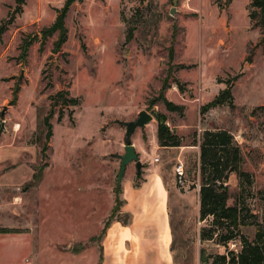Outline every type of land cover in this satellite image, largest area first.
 I'll list each match as a JSON object with an SVG mask.
<instances>
[{
	"label": "rangeland",
	"instance_id": "1",
	"mask_svg": "<svg viewBox=\"0 0 264 264\" xmlns=\"http://www.w3.org/2000/svg\"><path fill=\"white\" fill-rule=\"evenodd\" d=\"M64 1L0 0L1 164L7 172L16 167L10 177L23 181V230L43 232L55 250L96 251L119 205L121 122L145 110L152 120L131 137L143 166L149 165L138 145H149L159 122L183 146L200 143L205 130L231 133L241 152L239 168L249 176L232 172L224 182L227 203L243 209L245 223L230 228L238 236L228 250H240V235L253 241L256 230L264 233V41L256 26L264 13L248 0H75L64 18L66 40L56 48L58 31H43ZM248 11L256 13L252 26ZM227 86L231 102L201 113ZM71 97L77 103L65 105ZM164 98L179 108L169 109ZM177 161L167 164L172 173ZM183 167L182 185L172 176L180 193L174 257L176 264H203L200 249L204 257L227 251L200 240L211 218H199L195 153ZM126 169L135 176L134 162Z\"/></svg>",
	"mask_w": 264,
	"mask_h": 264
},
{
	"label": "crops",
	"instance_id": "2",
	"mask_svg": "<svg viewBox=\"0 0 264 264\" xmlns=\"http://www.w3.org/2000/svg\"><path fill=\"white\" fill-rule=\"evenodd\" d=\"M137 151L141 158H147L145 163L149 166L142 167L137 179L125 169L120 182L119 208L108 221L97 250L91 246L77 252L55 250L38 229L23 230L20 213L23 181L10 177L16 167L7 172L1 164L4 153L0 151V264H176L173 212L180 193L167 164L171 158L185 164L192 153L199 160V143L159 146L154 132L149 145L140 143ZM159 151L165 155L164 159L157 154ZM156 155L161 161L152 163ZM8 191L10 198L6 195Z\"/></svg>",
	"mask_w": 264,
	"mask_h": 264
},
{
	"label": "trees",
	"instance_id": "3",
	"mask_svg": "<svg viewBox=\"0 0 264 264\" xmlns=\"http://www.w3.org/2000/svg\"><path fill=\"white\" fill-rule=\"evenodd\" d=\"M20 5L24 0H16ZM75 0H65L63 6L58 10V14L54 22L43 31V35H49L58 31V38L55 47L59 48L66 40V28L64 26V18L72 3ZM230 3V1L228 2ZM249 7L258 8L260 12L264 13V0H250ZM20 6L18 7V9ZM255 11H248L250 25L255 18ZM13 17V15H12ZM261 31V40L264 41V18L258 21ZM5 29V25H0V33ZM132 30H129L125 37V42L132 38ZM246 62H251V57L245 58ZM165 87H162V91ZM58 96H64L62 91L57 93ZM67 95V93H66ZM166 107L169 109H178L176 105L163 99ZM232 100L231 87L223 88L218 95L211 101L202 105L201 113H205L208 109L230 103ZM65 101V100H64ZM76 104L77 99L74 97L65 101L67 104ZM53 112L49 111L43 117V124L47 128L46 140L51 136V118ZM157 141L159 146H179L180 139L169 133L164 125L159 122L157 128ZM200 154V187H199V218L200 220L210 219L209 227L200 230L199 238L203 241H216L226 248L225 254L207 255L203 256V249H200L199 260L203 264H264V233L256 230L255 239L249 241L244 236H239L241 243L240 250L235 253L228 250V242L234 240L238 235L237 231L230 228L237 229L244 225L241 219L242 208L234 203L228 204L229 199L227 185L224 182L228 179L230 173L234 172L238 176L248 177V173L241 171L239 168L241 162V152L238 144L234 142L233 136L225 129L220 130H205L201 141L199 143ZM120 183L117 182V187L120 189ZM120 205L119 197L117 199ZM118 205V208H119ZM117 208V210H118ZM116 210V211H117ZM215 226V227H214ZM225 230V233L218 232V230ZM218 232V233H217Z\"/></svg>",
	"mask_w": 264,
	"mask_h": 264
},
{
	"label": "water",
	"instance_id": "4",
	"mask_svg": "<svg viewBox=\"0 0 264 264\" xmlns=\"http://www.w3.org/2000/svg\"><path fill=\"white\" fill-rule=\"evenodd\" d=\"M174 9H171L170 14H173ZM152 120V115L147 111L141 110L138 112L136 119L129 121H122L121 123L125 127L124 133V153L120 157L119 171L117 175V182L120 183L126 166L130 162H134L136 169L135 178H139L141 175V169L143 167L142 161L138 158L134 145L131 142V137L135 132L136 128L143 129L146 124Z\"/></svg>",
	"mask_w": 264,
	"mask_h": 264
},
{
	"label": "built area",
	"instance_id": "5",
	"mask_svg": "<svg viewBox=\"0 0 264 264\" xmlns=\"http://www.w3.org/2000/svg\"><path fill=\"white\" fill-rule=\"evenodd\" d=\"M158 160L159 158L157 156L153 158L154 162H158ZM174 174L175 178L177 179V182L182 185L185 177V170L182 162L178 161L176 163V165L174 166Z\"/></svg>",
	"mask_w": 264,
	"mask_h": 264
}]
</instances>
